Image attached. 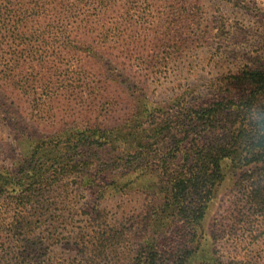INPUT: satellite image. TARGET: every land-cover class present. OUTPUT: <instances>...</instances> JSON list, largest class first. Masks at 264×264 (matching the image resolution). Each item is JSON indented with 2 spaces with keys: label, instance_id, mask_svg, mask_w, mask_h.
<instances>
[{
  "label": "rangeland",
  "instance_id": "374dc122",
  "mask_svg": "<svg viewBox=\"0 0 264 264\" xmlns=\"http://www.w3.org/2000/svg\"><path fill=\"white\" fill-rule=\"evenodd\" d=\"M90 1L80 0L74 14L47 10L28 24L30 35L16 38L23 47L13 62L5 68L0 61V174L13 175L33 152L38 166L68 170L61 186L51 180L45 206L31 211L34 226L11 235L15 211H4L1 264H77L79 239L98 228L117 236L101 264L131 262L137 249L131 223L151 206L148 184L159 182V173L98 198L75 168L87 167L96 183L112 178L130 161L151 113L161 122L178 102L223 96L229 78L264 63V0ZM175 134L171 129L163 138L169 144L152 147L155 169L173 151ZM85 135L92 139L82 147ZM255 173L257 180L264 176ZM240 175L236 186L226 179L210 204L203 227L212 237L198 241L194 251L204 257L193 256L192 264L210 255L215 264H264V186L250 209L244 198L250 173Z\"/></svg>",
  "mask_w": 264,
  "mask_h": 264
},
{
  "label": "trees",
  "instance_id": "16d2710c",
  "mask_svg": "<svg viewBox=\"0 0 264 264\" xmlns=\"http://www.w3.org/2000/svg\"><path fill=\"white\" fill-rule=\"evenodd\" d=\"M95 2L97 0H91L89 4ZM78 3L80 0H0V61L6 62L2 65L8 67L18 56L23 45L15 44L16 38L31 34L27 30L28 24L47 16L45 12L53 8H63L67 15L74 14ZM229 81L231 88L223 96L215 94L211 100L186 106L178 102L171 114H164L167 118L161 122L157 121L155 113H151L147 118V128H140L137 133L136 148L128 153L130 161L112 178L103 176L105 181L102 179L96 183L94 179L88 180L87 167L75 168L76 177L88 181L91 195L93 193L98 198L121 192L128 184L144 177L150 179L159 173V182L151 180L148 184L149 190L154 187L151 195L155 197L151 206L144 214L138 215L136 225L131 223L135 229L132 237L137 249L128 264H192L198 241L212 237V231L204 229L203 222L226 179L236 186L238 178H242L240 174L246 170L251 179V184L245 188L246 203L251 209L261 200L260 186H264V176L257 180L255 172H264V63L257 62L254 67L241 70ZM171 129L176 132L171 139L177 138L178 143H173V151L163 154L161 166L155 169L156 152L152 147L159 143L169 144V140L163 138ZM81 139L78 143L81 142L83 147L92 135ZM74 147L79 150L78 144ZM35 155L33 152L29 161L13 175L0 174V225L5 222L2 217L4 211L8 214L15 211L7 229L8 232L14 229L11 235L34 226L31 211L34 212L36 206L40 209L45 206L47 200L44 195L51 180L53 187L55 183L61 186L68 178L66 166H38ZM127 176L130 180L121 184V179ZM60 191L65 193L67 190ZM239 210L234 203L230 214L236 216L231 217L232 220H236ZM91 233L87 240L81 238L77 243L80 256L77 264H101V257L107 255L117 238L103 228ZM3 240L0 227V261L7 256ZM30 256L31 253H25V258ZM210 258L211 255L196 264H215L216 260Z\"/></svg>",
  "mask_w": 264,
  "mask_h": 264
}]
</instances>
